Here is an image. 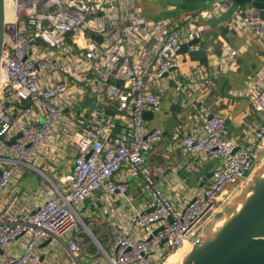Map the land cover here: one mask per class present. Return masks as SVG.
I'll return each mask as SVG.
<instances>
[{"label": "built area", "instance_id": "1", "mask_svg": "<svg viewBox=\"0 0 264 264\" xmlns=\"http://www.w3.org/2000/svg\"><path fill=\"white\" fill-rule=\"evenodd\" d=\"M131 2L10 0L0 59V264H38V247L45 240L64 242L76 256L77 232L86 231L82 207L99 190L124 198L133 231L114 229L110 250L98 246L100 255L90 264H160L190 244L250 170L257 149H264L263 80L249 95L261 117L252 129V146L237 147L225 136V118L202 111L200 132L184 134L180 145L188 156L217 159L216 166L182 207L161 190L144 161L162 129L147 128L143 113L160 106L162 81L180 63L184 28L146 19ZM246 11L236 7L233 22L264 30L262 21L247 17ZM184 19L191 22L196 16ZM188 35L186 42L197 41L187 50H199L198 34L191 28ZM84 94L95 100L89 119L74 110ZM105 106L115 114H104ZM113 117L120 122L117 131ZM67 144L77 153L50 195L38 201L37 192L27 190L1 199L25 169L38 170L41 160L53 163ZM138 174L146 181L151 209L135 207L127 194L124 176ZM16 239L22 240L21 248L6 251Z\"/></svg>", "mask_w": 264, "mask_h": 264}, {"label": "crops", "instance_id": "2", "mask_svg": "<svg viewBox=\"0 0 264 264\" xmlns=\"http://www.w3.org/2000/svg\"><path fill=\"white\" fill-rule=\"evenodd\" d=\"M229 0H132V6L149 20H166L168 27L183 26L181 43H186L191 28L198 34L201 47L206 45L204 55L191 56L186 49L178 53L180 63L166 75L161 89V103L153 115L145 119L147 128H161L166 132L172 145L160 153L155 152L151 160L145 155L144 164L155 177L161 190L170 197L177 207H182L193 190L200 189L209 179V172L217 164V159L204 156H188L184 153L180 138L189 132H200L199 113L206 111L225 118V136L234 141L237 147H251L252 129L260 122V115L249 102V95L256 82L264 80V30L251 25L235 23L231 16L221 20ZM247 9L246 16L262 21L258 10ZM208 13L210 17L202 14ZM187 14L196 16L188 22ZM229 50L236 54L230 55ZM200 74L195 76V72ZM193 77V81L190 79ZM92 95L81 96L74 110L84 113L86 119L96 108ZM104 114H115L108 106L102 108ZM115 129L120 122L114 117ZM62 129L61 132L64 131ZM177 136V137H175ZM161 146V145H160ZM156 147V150L160 149ZM77 153L74 145L67 144L64 152L53 163L38 160L39 183L20 184L27 171L24 170L17 182L3 193L4 200L12 192L35 191L38 201L52 192V184L60 185V175L72 168ZM258 158L264 149H257ZM161 157V161L157 158ZM257 158V159H258ZM128 183L127 194L132 205L149 208L151 198L146 192V181L141 174L124 176ZM84 222L101 245L110 250L114 229L126 228L132 232V218L124 198L116 194L108 195L99 190L87 197L82 207ZM80 246L76 256H72L64 242L54 241L40 245L38 264H90L100 255L96 243L86 231L77 232ZM98 240V241H99ZM99 241V242H100ZM21 239L9 244L6 251L15 252L21 248ZM42 258V259H40Z\"/></svg>", "mask_w": 264, "mask_h": 264}, {"label": "water", "instance_id": "3", "mask_svg": "<svg viewBox=\"0 0 264 264\" xmlns=\"http://www.w3.org/2000/svg\"><path fill=\"white\" fill-rule=\"evenodd\" d=\"M229 2L221 20L231 16L236 7L245 5L258 10L260 19L264 20V0ZM5 30V1L0 0V59ZM196 41L197 39H193L181 44L179 52L186 51L188 45ZM205 49L206 45H203L199 50L188 51V54L204 55ZM152 115V111L143 113L145 119ZM15 137H12L9 143L13 142ZM172 142L166 132H163L146 151L148 160H151L155 152L160 153L170 147ZM158 146L160 149L156 150ZM157 159L162 160L161 157ZM210 175L211 172L208 173V176ZM82 224L90 238L100 246L88 225L84 221ZM48 243L49 240H45L41 245ZM189 245L188 251L175 264H264V153L220 203L217 210L201 225L198 234Z\"/></svg>", "mask_w": 264, "mask_h": 264}, {"label": "bare ground", "instance_id": "4", "mask_svg": "<svg viewBox=\"0 0 264 264\" xmlns=\"http://www.w3.org/2000/svg\"><path fill=\"white\" fill-rule=\"evenodd\" d=\"M5 1V19H8L9 17V5L10 0H4ZM3 79V73L0 71V81ZM189 243L185 242L180 248H178L175 252L170 254L162 263L160 264H175L181 260V258L184 256V254L189 249Z\"/></svg>", "mask_w": 264, "mask_h": 264}, {"label": "rangeland", "instance_id": "5", "mask_svg": "<svg viewBox=\"0 0 264 264\" xmlns=\"http://www.w3.org/2000/svg\"><path fill=\"white\" fill-rule=\"evenodd\" d=\"M42 180V177L38 175V172L32 170V169H27V171L25 172V174L23 175V177L20 180V184L23 185H27L30 182L32 183H39ZM231 186H229L230 188ZM230 193V192H229ZM226 197H224L225 199ZM223 199V200H224ZM99 240V239H98ZM100 241V240H99ZM101 243V241H100ZM102 244V243H101Z\"/></svg>", "mask_w": 264, "mask_h": 264}]
</instances>
